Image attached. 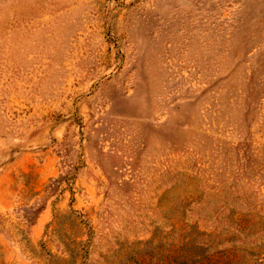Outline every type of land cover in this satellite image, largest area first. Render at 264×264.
<instances>
[{
    "label": "rangeland",
    "instance_id": "374dc122",
    "mask_svg": "<svg viewBox=\"0 0 264 264\" xmlns=\"http://www.w3.org/2000/svg\"><path fill=\"white\" fill-rule=\"evenodd\" d=\"M0 264H264V0H0Z\"/></svg>",
    "mask_w": 264,
    "mask_h": 264
}]
</instances>
